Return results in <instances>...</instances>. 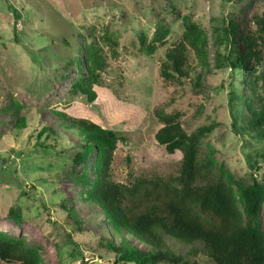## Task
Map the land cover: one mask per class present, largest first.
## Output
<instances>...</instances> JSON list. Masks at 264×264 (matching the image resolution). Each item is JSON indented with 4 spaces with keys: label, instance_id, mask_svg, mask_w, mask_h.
Returning <instances> with one entry per match:
<instances>
[{
    "label": "rangeland",
    "instance_id": "rangeland-1",
    "mask_svg": "<svg viewBox=\"0 0 264 264\" xmlns=\"http://www.w3.org/2000/svg\"><path fill=\"white\" fill-rule=\"evenodd\" d=\"M9 2L20 17L16 21L7 1L0 0V232L37 247L40 264H118L103 244L113 240L119 245L120 235L86 195L94 179L95 154L75 162L76 153L82 151L80 140L59 126L51 111L72 102L86 107V114H99L97 106L74 90L79 75L68 61L93 35L113 34L123 46L117 57L108 58L102 74L109 91L147 111L137 127L116 126L128 145L120 142L113 152L112 181L131 184L138 177L177 174L179 162L159 151L154 140L159 122L153 109L161 105L168 114H179L187 132L218 122L213 132L201 138L203 147L212 150L213 158L225 163L235 179L250 183L253 167L262 163L253 157L264 149V139L245 130L242 73L227 62L233 45L222 37V28L232 20L243 35L252 26V16L264 12V0ZM185 20L205 30L208 66L198 65L190 79H164L160 66L166 48L182 33ZM160 21L167 30V43L147 53L139 36L151 39ZM22 116L25 126L15 125ZM44 126L56 133L38 136ZM11 207L20 209L21 223L8 218ZM126 238L148 249L133 236ZM168 244L177 253L188 249L172 239ZM196 264L214 263L199 255Z\"/></svg>",
    "mask_w": 264,
    "mask_h": 264
},
{
    "label": "trees",
    "instance_id": "trees-1",
    "mask_svg": "<svg viewBox=\"0 0 264 264\" xmlns=\"http://www.w3.org/2000/svg\"><path fill=\"white\" fill-rule=\"evenodd\" d=\"M6 1L17 21V8ZM251 22L252 26L241 35L238 24L230 20L222 28V37L233 45L227 58L230 68L242 73L239 85L245 130L264 139V12L254 14ZM183 26L182 33L166 48L160 66L164 79H190L198 65L201 69L208 66L205 30L190 20H185ZM166 33L164 23L158 22L151 39L144 34L139 36L141 49L152 53L158 45L167 43ZM121 47L113 34H96L68 60L79 75L73 83L74 90L97 106L99 114H86L87 108L80 103L51 108L59 126L80 140L82 151L76 153L74 161H84L95 154L94 179L86 192L87 199L100 207L108 225L121 238L119 245L105 240L103 247L114 253V263L118 264H196L199 255L214 264H264V171L256 175L264 168V149L255 152L253 158L262 163L253 167L250 183L244 185L225 163H217L212 150H205L201 143V138L213 132L218 122L211 121L187 132L179 114H168L161 105L155 106L153 114L159 125L154 140L159 151L179 162L177 174L138 177L131 184L110 179L117 144L128 145L116 126L137 127L147 113L138 105L114 97L102 77L108 58L117 57ZM15 125L25 126L24 117H17ZM43 133L56 130L44 126L38 136ZM8 218L16 224L23 220L17 207L9 208ZM127 235L148 249L131 243ZM168 239L187 245L186 253L175 252ZM0 261L40 264L39 249L27 245L23 238L0 232Z\"/></svg>",
    "mask_w": 264,
    "mask_h": 264
}]
</instances>
